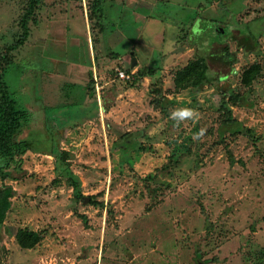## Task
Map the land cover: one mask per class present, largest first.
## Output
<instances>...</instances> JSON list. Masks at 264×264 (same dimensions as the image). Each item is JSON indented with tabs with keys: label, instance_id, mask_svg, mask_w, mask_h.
Returning a JSON list of instances; mask_svg holds the SVG:
<instances>
[{
	"label": "rangeland",
	"instance_id": "1",
	"mask_svg": "<svg viewBox=\"0 0 264 264\" xmlns=\"http://www.w3.org/2000/svg\"><path fill=\"white\" fill-rule=\"evenodd\" d=\"M26 2L0 0V79L25 112L7 144L26 138L33 146L13 156L12 178L0 179L15 190L0 229V264H264V20L258 52L245 54L233 39L244 34L238 22L258 32L264 0H102L101 24L90 16L93 0H41L28 39L6 64ZM186 30L194 47L177 43ZM87 40L97 67L85 86L92 106L83 93L43 101L45 77L61 94L70 90L76 58H89ZM226 43L237 57L233 71L217 57ZM195 53L207 56L219 82L172 93L174 72ZM122 56L129 59L109 64ZM253 63L261 72L245 105H231L243 133L220 137L221 95L246 90L240 75ZM148 67L153 72L135 89L117 74ZM161 94L172 101L167 113L154 106ZM94 102L99 113L86 119ZM180 107L201 118L176 126L170 112ZM52 145L71 154L81 194L96 204L75 202L65 178H56ZM8 158L0 151L1 165ZM22 228L42 240L20 248Z\"/></svg>",
	"mask_w": 264,
	"mask_h": 264
},
{
	"label": "trees",
	"instance_id": "2",
	"mask_svg": "<svg viewBox=\"0 0 264 264\" xmlns=\"http://www.w3.org/2000/svg\"><path fill=\"white\" fill-rule=\"evenodd\" d=\"M39 1L41 0H27L26 8L19 21L21 27V35L12 45L6 48V53L3 55L4 58H2L1 62L10 64L11 58L9 56V53L12 50H15L16 48L23 45L28 39L30 34L29 21L34 14L35 8ZM101 3L102 0H93L92 9L90 10V16L94 15L95 17H97V21L99 24H101L103 16ZM254 20H256V22H258L260 26L258 32L256 33L250 32L249 22H238L236 26L237 28H243L244 34L240 39H233L236 40L238 47L243 48L245 54L258 52L259 50L257 39L258 36H260L262 33V23L264 19L260 17ZM190 34L191 33L186 30L184 34H182V36L177 40V43L185 42L191 39L194 40L190 36ZM189 37L191 38L189 39ZM250 39L253 40V43L250 42ZM187 43L190 46H193L192 43L188 41ZM217 57L224 63L229 64L233 71V65L237 61V57L234 52L230 51L227 43L222 47L220 53L217 54ZM153 69L152 67L137 69L132 74L131 78L126 80V87L129 89L137 88L139 83L145 76L151 75ZM128 71H130V69ZM260 72L261 66L259 63L251 64L247 68L243 69L240 75L241 84L245 87L246 90H244L243 92H234L233 90H231L230 92H224L221 95V103L218 109L220 116L218 134L220 137H223L225 133H229L230 135L243 133L244 127L242 123L234 117L231 105H235L238 107L245 105V98L248 95V92L250 90L249 88L251 87L253 81L260 74ZM89 78L90 81H92L91 73L89 74ZM220 78L221 77H217L216 74L211 71L207 56L195 53V56L189 62H187L184 66L178 68L174 72L173 88L171 92L179 93L189 88H199L209 84L215 85L219 82ZM154 91L160 94V91L158 89H155ZM171 103L172 101L163 94L154 99V106L159 107L162 113H167L168 105H170ZM106 109L107 108H104V111H106ZM24 116V111L15 108L14 103L9 98L5 84L0 79V151L4 155H8L9 157L8 161L4 165L0 164V179L2 180L12 178L13 173L8 169V167L13 160V156L24 154L27 150H31L33 147L32 142L28 141L26 138L20 139L18 142L14 143L12 148H10L7 144L10 136H12L19 127V119H22ZM123 146L128 147L125 143H123ZM53 153L55 154L57 161L55 172L56 178H65L66 183L73 189V198L75 202L82 200L84 196L81 194V181L79 177L69 168L68 160L71 154L65 150H61L56 154V149H54L52 145L51 154ZM14 195L15 190L11 185L5 183H2L0 185V229L4 225L7 213L12 206V198L14 197ZM96 203L97 202H95L93 198H89V204ZM42 237L43 235L40 231L29 230L26 228L18 229L15 233V240L18 246L22 249H32L42 240Z\"/></svg>",
	"mask_w": 264,
	"mask_h": 264
},
{
	"label": "crops",
	"instance_id": "3",
	"mask_svg": "<svg viewBox=\"0 0 264 264\" xmlns=\"http://www.w3.org/2000/svg\"><path fill=\"white\" fill-rule=\"evenodd\" d=\"M157 4L158 3L155 2L153 4V6H157ZM87 43H88L89 58L88 59H84V60H79L78 58H76L77 61L73 65L74 72H75L74 73L75 74L74 75L75 78L74 79L73 78H69L70 84H68L69 85V89L72 90V91L70 92V90H69L68 92H64L63 94H61L60 92L57 91V89H54L51 86V82L49 81V78L45 77V79H46V83L45 84L46 85H45L44 90L42 91L43 101H47L49 103L55 102V100L57 102H62V97H63V101L72 102V101H75L78 98H80V96H82L83 94H85L87 99H85L84 102L85 103H90V104L92 103L91 101H93V100L88 99V92L90 94V90L88 92L86 90V88H87L86 81L89 78V74L90 73H91V78H92L91 80H93V78L97 77V72H96L97 71V67H96V62L94 60V57H92V49H93V47L91 46L90 42H88V40H87ZM113 53H115V52H113ZM130 55H131V53H130ZM118 56H120V55H118ZM91 57H92V59H91ZM119 58L110 61L109 64L112 65L113 62H115L117 60H119L120 62L123 63V61H127V58L129 59V57H126V56H122V57H119ZM96 60H97V64H98V59H96ZM107 63H106V66H107ZM136 64H137V60H136ZM100 70H101V68L98 67V71H100ZM48 76L54 77V76H59V75L57 73H51V74H48ZM111 81H113V80L105 82L103 85H101V89H103V86H105L107 83H109ZM85 86H86V88H85ZM74 88H76V90H73ZM92 95H94V94L92 93ZM59 100H61V101H59ZM104 100H106V99H103V101ZM67 102H65V103H67ZM86 105H88V104H86ZM93 105H94L95 109L91 110V112L89 114L87 113L86 119L95 117V112H96V114L99 113V109H100L99 105L96 102H94ZM91 106H92V104H91Z\"/></svg>",
	"mask_w": 264,
	"mask_h": 264
},
{
	"label": "clouds",
	"instance_id": "4",
	"mask_svg": "<svg viewBox=\"0 0 264 264\" xmlns=\"http://www.w3.org/2000/svg\"><path fill=\"white\" fill-rule=\"evenodd\" d=\"M199 21H197L196 26H194L193 28V32L194 33H199ZM171 120H173L176 124V126H179L182 122L185 121H198L201 118V114L199 113L198 110L191 108V107H180V108H176L174 110H172L170 112V117ZM206 129L201 128L200 131L198 133H196L193 136L194 140H198L201 137H203V135L205 134Z\"/></svg>",
	"mask_w": 264,
	"mask_h": 264
},
{
	"label": "built area",
	"instance_id": "5",
	"mask_svg": "<svg viewBox=\"0 0 264 264\" xmlns=\"http://www.w3.org/2000/svg\"><path fill=\"white\" fill-rule=\"evenodd\" d=\"M133 73L134 72L125 73L124 71L117 69V74L119 78L124 80L130 79Z\"/></svg>",
	"mask_w": 264,
	"mask_h": 264
},
{
	"label": "water",
	"instance_id": "6",
	"mask_svg": "<svg viewBox=\"0 0 264 264\" xmlns=\"http://www.w3.org/2000/svg\"><path fill=\"white\" fill-rule=\"evenodd\" d=\"M136 66V59L133 57L131 60V68H134ZM82 200H84V204L89 203V199L87 198H83ZM198 264H203L202 262H199Z\"/></svg>",
	"mask_w": 264,
	"mask_h": 264
}]
</instances>
